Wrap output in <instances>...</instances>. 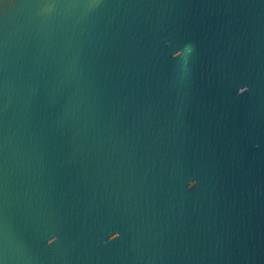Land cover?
I'll use <instances>...</instances> for the list:
<instances>
[{"label":"water","instance_id":"water-1","mask_svg":"<svg viewBox=\"0 0 264 264\" xmlns=\"http://www.w3.org/2000/svg\"><path fill=\"white\" fill-rule=\"evenodd\" d=\"M0 264H264V0H2Z\"/></svg>","mask_w":264,"mask_h":264},{"label":"snow or ice","instance_id":"snow-or-ice-1","mask_svg":"<svg viewBox=\"0 0 264 264\" xmlns=\"http://www.w3.org/2000/svg\"><path fill=\"white\" fill-rule=\"evenodd\" d=\"M0 2H2V0H0ZM246 92H247V91H246ZM246 92H245V93H246ZM192 180H195V181H196V184L198 183V180H197V179L193 178V179H191V181H192ZM191 181H190V183H191ZM190 183L188 184V188H189ZM196 184H195V185H196ZM191 188H192V187H191ZM191 188H190V189H191Z\"/></svg>","mask_w":264,"mask_h":264},{"label":"clouds","instance_id":"clouds-1","mask_svg":"<svg viewBox=\"0 0 264 264\" xmlns=\"http://www.w3.org/2000/svg\"><path fill=\"white\" fill-rule=\"evenodd\" d=\"M192 186L191 185H189V188H191Z\"/></svg>","mask_w":264,"mask_h":264}]
</instances>
